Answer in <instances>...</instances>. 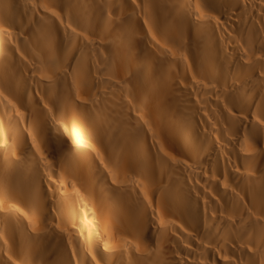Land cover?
<instances>
[{"label":"bare ground","instance_id":"1","mask_svg":"<svg viewBox=\"0 0 264 264\" xmlns=\"http://www.w3.org/2000/svg\"><path fill=\"white\" fill-rule=\"evenodd\" d=\"M0 264H264V0H0Z\"/></svg>","mask_w":264,"mask_h":264}]
</instances>
